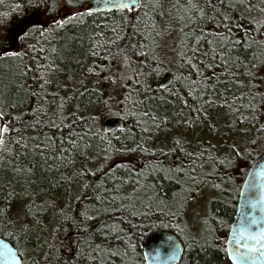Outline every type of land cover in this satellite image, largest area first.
Wrapping results in <instances>:
<instances>
[{
  "label": "trees",
  "instance_id": "1",
  "mask_svg": "<svg viewBox=\"0 0 264 264\" xmlns=\"http://www.w3.org/2000/svg\"><path fill=\"white\" fill-rule=\"evenodd\" d=\"M46 2L56 10L0 0L3 47L21 53L0 52L10 125L0 218L14 221L0 236L22 264H146L147 238L169 230L185 245L178 264H232L225 242L239 189L264 151V27L254 22L264 21V0H193L203 15L189 0H141L138 10L94 12L63 28L53 17L67 0ZM171 32L173 53L163 52ZM166 73L173 79L161 88ZM217 107L244 128L241 151L178 137L167 147L168 129L204 122ZM106 114L124 127L105 131ZM203 189L214 194L194 221L189 208Z\"/></svg>",
  "mask_w": 264,
  "mask_h": 264
},
{
  "label": "water",
  "instance_id": "2",
  "mask_svg": "<svg viewBox=\"0 0 264 264\" xmlns=\"http://www.w3.org/2000/svg\"><path fill=\"white\" fill-rule=\"evenodd\" d=\"M94 12H103L109 0H88ZM141 3V0H140ZM173 79L166 73L160 87ZM124 127L120 117H110L103 122L107 132ZM0 241L13 248L20 264L22 257L17 248L6 238ZM227 255L232 264H264V151L250 165L239 189L238 202L225 242ZM185 245L173 231L158 230L145 241L143 255L146 264H178Z\"/></svg>",
  "mask_w": 264,
  "mask_h": 264
},
{
  "label": "rangeland",
  "instance_id": "3",
  "mask_svg": "<svg viewBox=\"0 0 264 264\" xmlns=\"http://www.w3.org/2000/svg\"><path fill=\"white\" fill-rule=\"evenodd\" d=\"M84 6H87V3ZM61 10L63 11L62 13H59L61 15H63V13L67 15L66 12L69 11L72 14L75 11L74 8H62ZM67 17L68 16L60 18L66 19ZM4 35L5 34H2L0 37ZM165 36L166 41H164V48L162 49V51L165 52L166 50L171 53L177 41L175 40L174 34L172 32L165 34ZM4 38H6L5 40L9 39L8 36ZM170 38L172 40H170ZM120 70L123 71L124 69ZM125 73L129 74L127 70H125ZM161 79L162 78H160L159 81H161ZM108 110H111V108L109 107ZM110 117L115 116L106 114L104 120ZM163 136L167 142V147L170 145L173 137H178L193 148L197 146H213L212 148H214L215 151L218 152V154L226 155L229 152L231 146H234L239 151H241L240 147L244 143V138L247 136V134L244 133L243 127L231 128V120L223 112L221 107H217L208 115L206 121L192 122L189 127H186L185 125L172 127L168 129L163 134ZM213 194V190L203 189L200 195L191 203L189 212L194 221L206 214L208 201Z\"/></svg>",
  "mask_w": 264,
  "mask_h": 264
},
{
  "label": "snow or ice",
  "instance_id": "4",
  "mask_svg": "<svg viewBox=\"0 0 264 264\" xmlns=\"http://www.w3.org/2000/svg\"><path fill=\"white\" fill-rule=\"evenodd\" d=\"M67 5L71 8H74L75 11L69 15L66 19H55L53 17V22L58 28H63L64 25L71 20L78 19L80 17H83L85 15L91 16L94 13V8L92 7L91 3H89L87 6L83 5V0H67ZM189 5L192 9H198L200 14L203 15L204 9L200 8L197 3H194L193 0H189ZM207 6L209 7H215V0H207ZM140 8V0H109V3L105 5V10L107 11H116V10H127L129 12H132L134 10H138ZM45 9L48 11H54L56 10L55 4L53 6H49L45 0ZM227 19V17H225ZM258 26L264 27V21L256 22ZM51 31V29H49ZM6 38L0 37V52H3L5 55L8 56H20L21 53L16 51H7L3 47L4 40ZM23 39V37H21ZM235 43L239 44L240 41H235ZM190 63V61H189ZM194 66V65H193ZM6 113L2 108H0V151H7L6 148V138L5 134H7L10 131V125L5 123L4 116ZM253 143H256L253 141ZM14 172L20 173L22 169L20 168H14ZM27 172L31 173V169H26ZM0 180H3V177L0 176ZM27 208V206H26ZM3 215H6L2 210H0V217ZM14 221H9L0 218V229H5L7 227L13 226ZM19 231L22 234H26L28 232V226L26 223H20L19 225ZM0 264H20L16 251L11 248L7 243H4L0 241Z\"/></svg>",
  "mask_w": 264,
  "mask_h": 264
}]
</instances>
